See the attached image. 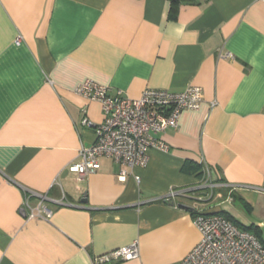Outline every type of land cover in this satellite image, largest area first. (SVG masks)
I'll return each instance as SVG.
<instances>
[{
	"label": "crops",
	"instance_id": "1",
	"mask_svg": "<svg viewBox=\"0 0 264 264\" xmlns=\"http://www.w3.org/2000/svg\"><path fill=\"white\" fill-rule=\"evenodd\" d=\"M85 81L130 99L197 86L203 100L146 168L120 182L101 159L78 180L70 166L95 139L80 122L103 120L75 92ZM205 169L215 187L161 200ZM29 193L50 219H26ZM198 214L254 225L263 242L264 0H0V264H94L133 242L139 257L111 264H182Z\"/></svg>",
	"mask_w": 264,
	"mask_h": 264
},
{
	"label": "built area",
	"instance_id": "2",
	"mask_svg": "<svg viewBox=\"0 0 264 264\" xmlns=\"http://www.w3.org/2000/svg\"><path fill=\"white\" fill-rule=\"evenodd\" d=\"M16 44H19V39ZM75 92L97 102L103 115L100 124H93L86 117L80 122L82 127L93 131L95 139L89 147H81L78 161L70 166V171L78 180L98 171L101 159H109L121 168L118 175L120 182L125 181L126 169L146 168L150 151H167V145L159 136L176 129L181 113L199 109L203 100L202 89L197 86H190L180 93L145 90L138 99H130L120 92L112 96L106 87L85 81L77 86ZM215 186L211 173L205 169L200 187L172 189L161 200L173 202L190 196L195 190ZM31 198H37L34 207L30 204ZM45 200V196L36 193L25 196L23 208L28 211L27 220L50 219L52 212L45 205ZM192 224L198 230L200 239L182 264H264V244L223 216L198 214ZM138 257V244L133 242L96 258L94 264L128 262Z\"/></svg>",
	"mask_w": 264,
	"mask_h": 264
},
{
	"label": "trees",
	"instance_id": "3",
	"mask_svg": "<svg viewBox=\"0 0 264 264\" xmlns=\"http://www.w3.org/2000/svg\"><path fill=\"white\" fill-rule=\"evenodd\" d=\"M198 170H199V167H198L197 171H198ZM198 172H199V171H198ZM201 174H202V172L200 171V172L198 173V176H201ZM220 216L225 217L227 220H229L231 223H233V224L236 226L235 222L231 221L228 217H226V216H224V215H220ZM237 227L240 228L241 230H244V231H246V232H249V233L255 235V236L260 240V238H259V236H258V234H259V232H258V227H255L254 225H250V226L245 227V228H242V227H240V226H237ZM260 242H261V241H260ZM262 243H263V242H262Z\"/></svg>",
	"mask_w": 264,
	"mask_h": 264
},
{
	"label": "rangeland",
	"instance_id": "4",
	"mask_svg": "<svg viewBox=\"0 0 264 264\" xmlns=\"http://www.w3.org/2000/svg\"><path fill=\"white\" fill-rule=\"evenodd\" d=\"M239 203L236 201L235 203H234V207H235V209H239ZM240 210H242L243 211V209H240ZM243 215L245 216L244 218H246V217H248V215H247V211L246 210H244L243 211ZM261 236H262V240H263V242H264V227H263V229L261 230Z\"/></svg>",
	"mask_w": 264,
	"mask_h": 264
},
{
	"label": "water",
	"instance_id": "5",
	"mask_svg": "<svg viewBox=\"0 0 264 264\" xmlns=\"http://www.w3.org/2000/svg\"><path fill=\"white\" fill-rule=\"evenodd\" d=\"M179 207L182 208V209H187V207H185L183 205H180Z\"/></svg>",
	"mask_w": 264,
	"mask_h": 264
}]
</instances>
